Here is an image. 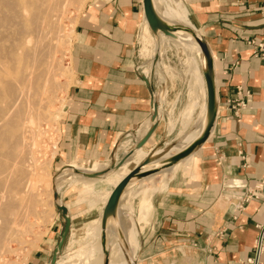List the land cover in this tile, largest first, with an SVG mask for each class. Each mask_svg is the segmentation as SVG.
Instances as JSON below:
<instances>
[{
	"label": "crops",
	"instance_id": "0c3cea01",
	"mask_svg": "<svg viewBox=\"0 0 264 264\" xmlns=\"http://www.w3.org/2000/svg\"><path fill=\"white\" fill-rule=\"evenodd\" d=\"M179 2L211 53L216 115L192 156L141 188L135 264H264V59L253 55L254 45H264V0ZM140 33L141 41L150 36L143 0L85 4L74 28L68 61L73 84L65 97L54 173L111 162L126 135L142 126L134 141L143 136L151 98L139 71ZM147 53L141 48L142 56ZM239 185L258 197L240 202ZM74 201H67L66 214L57 209L25 264L51 262L66 217L61 249L99 217Z\"/></svg>",
	"mask_w": 264,
	"mask_h": 264
},
{
	"label": "rangeland",
	"instance_id": "374dc122",
	"mask_svg": "<svg viewBox=\"0 0 264 264\" xmlns=\"http://www.w3.org/2000/svg\"><path fill=\"white\" fill-rule=\"evenodd\" d=\"M67 1L64 2V0H63L61 2V0H59L56 2L57 5L56 4L54 5V9L57 12V15H59L55 19V21L58 25V28H59V30H58L59 40H57L58 43L56 41H54V45L57 46V48L54 50L55 52L53 51L54 47L53 48L51 47L52 51H53L52 52L48 47L43 45V46H41L42 48L43 47L48 48V49L43 48V50H44L43 57L46 56L47 53H48L47 54L48 57H44L45 59L42 57V54H41L42 48L39 47L40 45H42V44H40L42 42L39 40L41 37L43 38V36H42L43 33L41 34L40 32H38V30L36 31V29H39V28H36V29H34L35 31L33 30L32 34H31V36L33 38L35 37L37 39V37L38 38L40 37L39 40L35 39L36 42L37 41L40 42V43L38 42L37 45L35 44L37 49H36V47H34V51H36V53L33 52L34 53V55H33V53L28 50L27 46L25 44H23L25 41L24 37H23L22 45H21V49H25L24 51H26L24 53V51L21 50V53H23L22 56L23 55H24V57L30 56L29 57L30 59L29 58L28 59L31 61H29L27 58H25V62H24L23 61L24 57L21 56L23 60H21L20 65L17 67L15 64H11L12 61H11V63H9L10 61L7 60V58H4V60L6 59L5 61L3 60V58H0L2 60V61L1 60L0 61L3 64V65L0 64V67H1L0 70H4L6 72V74L4 73V71H0V72H2L5 76H7V77H5L6 78L5 79L4 76L2 75V73H0V76L2 75L1 78L3 77L2 79L4 81V82L2 81V83H0V84L5 83V81H6L7 83L8 82L9 83H8V85H6V83H5L4 86L6 85V87H8V86L13 87V86H15V84L13 85V83H17V86L19 87V91H18L17 87H14L13 91L17 89V93H16V91H14L13 95H12L13 97L11 96L12 98L15 97L18 100L22 99V97L20 98V96H21L20 94H22V96H23V93L26 92L25 90L23 91V89H25L24 86H26L27 92L29 91V96H31V97L28 96L29 99H28V97L25 98V96H23L24 100H26V99L29 100L28 101L29 103H27V100L25 102L23 100H21L20 103L18 102L19 105L17 104L16 106L13 105L14 104L13 101L14 102L16 101L15 98H14V100L11 97L9 98V99H11L10 100L11 103H10V101L7 100L8 97L4 96L5 98L4 97L0 98V104H1L0 111L3 110L1 112H4L3 114L6 115V118L4 116H2L3 114L0 115V119L2 117L6 119V122L4 124L2 122L4 119H1L2 123L0 122L1 123L0 127L2 128V131L6 132L8 130L7 129V128H9L8 124L11 122L10 120H11L13 114L16 113V111L19 112L20 110L21 111L25 110L24 112H26L27 111L26 106L29 105L31 107L30 108L28 106V108L30 109L28 111L29 113L27 112L26 114H24L23 112H19L20 115H19L17 121H19L21 116H22L21 119L25 120V117L27 119L28 118L27 116L34 114L33 113L34 111L36 112V110H38L37 112H39V117H37L38 119H36V122H35V123H37L38 126L34 125L38 129L39 135L36 138L35 147H33V150L31 152H30V150H28V147L26 146L28 144L24 143V141H26V140L28 142L29 135H30L29 132H27L28 130L25 129V128H27L26 123H25L26 121L25 122L19 121V123H18L21 126V127L19 126V128L21 130H22V127H24L23 128L24 130H22V133H21L20 129H18L17 131H16V128L13 129L15 131V135H16V132L19 133V130H20V133H19L20 136L22 134L21 137L19 135L17 136V137H20V139L17 138L20 147H21V145L23 147V145L26 144L23 148H20V149L23 150L22 154H24L23 155L24 156L23 158L25 159L24 163L26 162L25 165L27 166V168L24 167L25 166L24 163H23L24 166L21 163V166L24 167L23 169L21 167L18 168V167H13V166H10L7 169L3 168V170L0 169V179H1L0 183H2L1 181H3V179H6V178L12 179V180L18 178L19 185L22 186V189H23V188H25L24 185L28 183V180H30L29 186L28 185L26 186L28 188H26V190L23 189L24 192H22L23 190L21 189V187H19L20 189L19 188L17 189L18 192H21L19 197L17 196V195H19V193L17 194L15 192L16 191L15 189H13L9 193V195H8V193H6V195H5V192L0 189V203L2 202L4 204H6L9 200V198H11V200L13 199L12 201H14V203L17 204V207H18L19 203H20L19 206L22 203V206L20 207L22 210L19 209V207H18V210L22 211V212L18 211V214L20 212L22 214L21 213H20L21 215L19 214L18 219L15 218V220H12L13 223L11 222L9 225H6L4 219H0V264H25L28 257L31 255L32 251L37 248V244L40 242V238L42 236V229L46 228L49 224H51L52 218L55 215V213H59V211H57L56 203H55L54 199H52V198H54V194H56V192H54L55 191V185L54 184H55V180H56L57 176L60 174V172L54 173V171L52 170V158H53L55 150H56V142H57L58 134L60 132V121L63 118V108L66 105L65 97L67 95V92L69 91V88L73 84V75L71 73V68H70L68 61H69L70 51H71V47H72V41H73V37H74V28H75V25L77 24V18L79 16V14L82 12L83 8L85 7V4L89 0H73L71 2L68 1L69 3H67ZM163 1L170 6L175 5V0H163ZM60 2L62 4H60ZM55 6H56V8H55ZM59 8L61 9V11L59 10L60 12L58 11ZM60 15H61V17H60ZM1 30L4 31L5 29H3V27L0 26V31ZM149 32H150V36L148 35V37H147L148 40L146 39L144 41V43H142V41H141V33H140L139 39H138V44H137V50L139 53V71H141V72L144 71L143 73L146 76L147 82L148 81L151 82V85L148 84L149 88H150V98H151L150 102L157 100L159 97H162V100H161L162 102L159 103V110H160L159 111L160 112L159 117H158V119H157V121L153 127L154 130L151 132V134H152L151 138H148L146 143L143 145V147H145L147 150H150L149 152H151L157 148H166V147H170L172 144L175 145V144L180 143L181 135L179 136V133L181 132L182 124H183V122L181 120V115H182L181 113L184 111L186 106H188L190 104L193 105L194 112H193L191 121L189 122V124L187 125V128L184 131V133H186V132H189L193 128V126L195 125V122H197V120H198L197 113H198L200 105L202 103V96H201V92H200L199 88H197L195 86H191L190 82H191L192 68L189 67L188 65H190L192 62H190V61L187 62V60H188V56H187L188 53L187 52L192 53L194 65L201 69L199 56H197L194 53V51L192 50L191 47L186 45V43L183 41V39L179 35H177L174 38L176 41V43H175V42H172L173 37L170 38V37L162 34L163 39H162V43H161L160 42V39H161L160 35L161 34H158L156 36V34L151 29ZM2 33L0 32L1 35H2ZM34 33H35V35H33ZM38 33L40 34V36L37 35ZM1 35H0V40L4 39V38L6 39V37H7V39L10 38L9 41L12 42V40H11L12 37L6 35L5 32H4L3 36H1ZM4 36H6V37H4ZM157 37L159 40L158 41L159 50L157 51V54L155 55L156 59L154 62H157L158 73H159V71H161V73L157 76L154 74V76L151 78L150 77L151 74L146 72V71H147V67L150 64L151 54L153 53V49H154V41L157 40ZM5 39H4V43L2 42L3 46L1 45V42H0V47L2 46V48L3 47L7 48V47H9V45L11 47L12 44L9 43L7 39L6 40ZM152 41H153V47L151 46ZM55 42H56V44H55ZM38 44H39V46H38ZM151 47H152V49H151ZM141 48H142V54H144L146 51H148V53L145 56L141 55ZM37 50H39V51H37ZM48 50H50V52H48ZM28 53H30V54L32 53V55H29ZM49 53H51V55ZM35 54L37 57L35 56ZM39 54H41L40 57L42 59H40ZM25 55H27V56H25ZM50 56H52V59L53 58L54 59L51 60ZM34 57H36V59L38 58L40 60L39 63H38V60L36 62V59ZM31 58H33V59H31ZM49 58L51 61L49 60ZM34 59H35L34 63L36 62L35 64L32 62ZM43 59H44V61L46 60V62H44V61L42 62ZM28 61L31 64L33 63L32 65H30V67H29L30 63H26ZM47 61H49L50 64ZM51 62L53 65L51 66L50 72H52V73L50 74V76H47L45 78L44 75L42 76L39 74L41 77L38 75L37 78H39V79L37 80L36 75L38 74V72L41 71V68H42V70H43V66L45 68H49V65H51ZM6 63L10 64V66L13 65L15 68L13 66L10 67L8 65V67H10L8 69ZM45 64H47V65L49 64V65L47 66ZM1 65L4 67H2ZM22 65H23V67H22ZM27 65H28V67H26ZM33 65H35V66H33ZM38 65H41V66L39 67ZM191 65L193 67V63ZM16 67L19 69H17ZM10 69H12V71H14V72L12 73L10 71ZM15 69L18 70L17 71L18 74H17ZM32 69H33V71H32L33 73H32V79L31 80L33 83L40 84V85L37 84L38 85L37 87H35V84H34V86H32L33 84L31 82V80H29L31 77L29 78L27 76V78H26V76H25V75H28L27 72L29 73V71H31ZM23 71L26 73H24ZM20 73H22V74H20ZM15 74H17V75H15ZM17 76L18 77L22 76V78L19 77L20 79H17L18 78ZM11 77H14V79H12ZM23 77H24V80H27L26 83L24 82ZM33 77L36 79L35 82L33 81V80H35ZM16 79L19 81H17ZM18 82L20 83V86L23 83L26 84V85H24V84L22 85L23 89H21L22 87L20 88ZM10 84L13 86H11ZM29 85H30L31 89L28 87ZM4 86L0 85V91H2L3 89H6V87H4ZM39 86H40V90H38ZM20 91L21 92L23 91V93H21ZM2 94H3V91L0 93V96H3ZM40 94H41V96H40ZM157 95H159V96H157ZM35 98L37 99V101H39V102H37L39 104L36 103ZM42 99H44V101ZM31 103L33 104L32 105L33 109H32ZM34 104H37L38 106L36 107V105H34ZM6 106L7 107L10 106L9 109L11 111L4 110V109H7ZM11 107L13 110L16 109V111L14 112L11 109ZM16 107H18L19 109H17ZM39 107L41 109H38ZM31 110H32V112H30ZM1 112H0V114H1ZM6 113H8V114H6ZM152 113H153V110L151 109L150 117L152 116ZM8 117L10 120L9 119L7 120ZM33 117H35V116H33ZM23 122H24V124H23ZM6 126H8V127H6ZM16 127L18 128V125ZM1 128H0V133L2 132ZM140 128H138L135 131H132L131 133L126 135L123 138V140L118 144L117 148L119 150L117 149V155L115 156L113 161L105 162V163L89 162L87 164H81V165L74 164L73 167H80V168H88L89 169L90 167L93 166V163H96L99 165H103V167H105L107 169V168H110L111 165H113V164H118V162L125 155H127L133 151V148L135 145L134 144V135H136L139 132ZM24 137L25 138L27 137L28 139H25ZM21 138L24 140H21ZM14 140H15V137H14ZM19 140H21V142ZM1 142L2 141H0V156H1L0 162L4 163V161H1V160H5V158L4 159L2 158L4 156L2 153L4 152L3 148L7 143L3 145L4 142L3 143H1ZM20 143H22V144H20ZM1 144L3 146H1ZM157 152H158V150H157ZM29 153H30V155L32 153L31 159H29V157H30ZM147 154L148 153L146 152V155ZM121 155H123V156H121ZM141 160H143V159H141ZM141 160H139L138 162L140 163ZM33 161H34V163H33ZM7 162L10 165L11 161H6V163ZM30 163H32L31 166L35 165L36 168H35V166L30 167V165H29ZM70 176H77V175H70ZM155 176H156V174L149 176L144 181V183H142V185H140L139 180H136L127 190V193L125 194V198H124L125 201H124V206H123V212L127 211L129 216H130V218L127 220V225L129 222L132 223L133 220L135 219L134 215H135L136 206H137L136 202L142 193L141 188L147 186V183L152 181V179H154ZM19 177L22 179V181ZM31 177H32V179H31ZM98 182L99 181H97L96 184H99ZM79 188H80L79 177H75L74 179H71L70 181H65L59 187V190L57 191L58 192L57 195L59 194L58 197H59V199H61L57 203L58 204L62 203V204L66 205L67 201H72L71 199H73V200L76 199L75 205H77V204H82L84 206L86 205L90 211L96 212L97 217L99 214V217L98 218L96 217L97 219H94V220L100 219L101 214H102V210H103V207L105 204V200L100 199L97 204L92 205L91 201L93 200V198H90L89 196H95L94 192H90L89 194H82L80 192ZM114 188H115V185L110 187L111 190ZM23 193L25 195L22 196V198H21V194H23ZM5 196L8 198H5ZM23 197H24V199H23ZM4 198L6 199V201ZM20 198H21V200L23 199L24 201L22 200L20 202L19 201ZM4 204H2L1 206H3ZM1 216L2 215L0 214V218H4L3 216L2 217ZM138 216H139V213H138ZM17 217H18V215H17ZM94 220H92V221H94ZM92 221H90L88 224L85 225V227H83V230L81 232V236L79 238H77L76 241H74V242L69 241V243L66 246H64L62 249H60L58 251V253L55 255V259H57L59 261H63L65 259H67L68 256L71 258H74L77 256L83 257L85 252H86L88 254L89 258L91 259V260H89L90 262L91 261L96 262L95 264H102L103 263L104 254L102 251V247L100 246V241H99V239H96V237H93L92 235L88 234V231H87L89 226H90V223ZM105 235H107L105 233V231H102L100 233V237H103ZM120 238H121V236H120ZM96 245H99L97 249H96ZM90 253H91V255H90ZM107 253H108V258H107L108 264H112L110 258L112 257L114 252L112 250H110ZM79 263L82 264L80 259H79ZM49 264H51V263H49Z\"/></svg>",
	"mask_w": 264,
	"mask_h": 264
},
{
	"label": "bare ground",
	"instance_id": "6f19581e",
	"mask_svg": "<svg viewBox=\"0 0 264 264\" xmlns=\"http://www.w3.org/2000/svg\"><path fill=\"white\" fill-rule=\"evenodd\" d=\"M53 1L54 0H0V13H1L0 14V26L3 27V29H5L4 31L3 30L0 31L1 33L3 32L2 35L1 34L0 35L3 36V34L5 32L6 35L12 37V39H11L12 42H10L9 41L10 38L7 39V37L4 36V37H6L8 42L12 44L11 47L9 45V47H7V48H4V47L2 48L5 38L3 37L4 39H1L2 41L0 40L1 45H2L0 47V58H3V60H4V58H7V60L10 61L9 63H11V61H12L11 64H15L18 67L21 63V60H23L22 57H24V55L22 56L23 53H21V50H23V51L25 50V49H21L23 37L25 40L23 44H25L27 46L28 50L31 51L32 53L33 52L36 53V51H34V47H36V45L39 41L42 42V43L39 42L40 44H42L40 46L38 44L39 47L44 45V46L48 47L51 51H52L53 47H54L53 51L57 48V46L54 45V41H56L58 43L57 40H59V36H58L59 28H58V25H57L55 19L59 15H57V12L54 9V5L59 0H55L54 1L55 3ZM62 1L63 0H61V2ZM65 1H67V0H64V2ZM68 1L71 2L73 0H68ZM68 1H67V3H69ZM61 2H60V4H62ZM149 2H150V8L152 11V15H153L154 20H155L152 24H149L144 17V21H145L149 31L151 29L156 34V36L158 34H161L160 35L161 36V39H160L161 43H162V39H163L162 34L165 36L168 35V37H170V38L173 37L172 42H175V43H176V41L174 38L177 35H179L183 39V41L186 43V45L191 47L192 50L194 51V53L197 56H199L201 69L194 65L192 53L187 52L188 53L187 62L190 61L193 63V67L191 65L192 63L191 64L189 63L191 66L188 65L189 67L192 68L191 82L190 83H191V86H195V87L200 89L203 103L201 105L200 112L198 114V120L189 132L184 133L185 129L187 128V125L191 121V118H192V115L194 112L193 105L190 104V105L186 106L184 111L181 113L182 114L181 120H182L183 124H182L181 132L179 133V136L181 135L180 143L175 144V145L172 144L173 146L171 145L170 147H166V148H157V149L149 152L147 155H146V152L143 149H141L143 147V145L146 143V141L148 140V138H150V136L152 135L150 131L154 130L153 127H154V125L158 119V116H159L158 114L160 113L158 104L160 102H162L161 101L162 97H159L157 100L152 101V103H151V109L153 110V113H152V116L149 118V121L146 123V125L141 129L140 135H143V136L139 140H137V138H136V141H134L135 145H134L133 151L131 152L129 157L126 158V160L123 162V164L121 166L116 167V165H117L116 164L114 168H110L109 170H105L106 168L103 167V165H96V164H93V166L90 167L89 169L71 166L69 168L63 169L60 172V174L57 176V178L55 180V184H54L55 185V191L54 192H57L59 190V187L65 181H70L71 179H74L75 177H79V181H80L79 190H80V192L82 194H89L90 192H94V194H95V196H89L90 198H93V200L91 201L92 205L97 204L100 199L105 200V204H104L100 219L92 221L90 223L88 230H87L88 234L92 235L93 237H96V239H99V241H100V246L102 247V251L104 254V260H103L102 264H108V259H107L108 253L107 252L110 250H112L114 252L112 257L110 258L112 264H135V254H136V249H137L135 225L137 223V220L134 219L132 223L129 222L127 225V220L130 218V216H129L127 211L123 212V206H124V201H125L124 198H125V194L127 193V190L129 189V187L136 180H139V183H141L147 177L152 176V175L157 174V173H160L162 171L168 170L170 168H173L176 164H178V163L182 162L183 160H185L186 158L192 156V153L186 154L185 151L190 147L195 148V147L200 146V142H201L202 138L205 135H207L208 133L210 134L212 127H213L211 120H210L211 112H210V104L208 102L207 87H206L205 79L203 77V73L205 71H208V61H207V58L205 57V55L203 53L202 48L199 45V42L203 41L202 38L200 37L197 30L189 23V21L187 20V18L183 14L179 0H175L174 6H170V5L166 4L163 0H149ZM55 8H56V6H55ZM59 10L61 11L60 8L58 9V11ZM60 17H61V15H60ZM36 28H39V29H36ZM34 29H36V31L38 30V32H40L41 34L43 33V35H42L43 38L39 37L40 38V40H39V38L37 37V39L39 40L37 42H36L37 39L35 37L33 38L31 36L32 31ZM33 35H35V33ZM37 35L40 36L39 33ZM147 37H148V34L146 33V35L142 37V43H144V41L147 39ZM158 41L159 40L157 37V40L154 41V49H153V53L151 54L150 64L147 67V71L145 70L146 72L151 74V76H150L151 78L154 76V74L157 76L161 73V71H159V73H158L157 62H154L155 61V55L157 54V51L159 50ZM56 42H55V44H56ZM46 47H43V48L45 49ZM152 47H153V41H152ZM43 48L41 49L42 50V52H41L42 57L44 54ZM48 48H46V49H48ZM36 49H37V47H36ZM50 50H48V52H50ZM37 51H39V50H37ZM25 52L26 51H24V53ZM32 53L31 54L28 53V54L32 55ZM41 54H39V57ZM47 54L44 57H48ZM49 54L51 55V53H49ZM33 55H34V53H33ZM25 56H27V55H25ZM35 56H36V54H35ZM52 56H50L51 60L54 59V58L52 59ZM29 57L30 56L24 57L23 61L25 62V58L28 59ZM36 57H34V58L36 59ZM50 58H49V60H50ZM31 59H33V58H31ZM35 59L32 61L33 63H34ZM40 59H42V58L40 57ZM44 59L42 60V62L44 61ZM37 60L39 63L40 60L37 58L36 62H37ZM1 61H0V64H2ZM29 61H31V60H29ZM29 61L26 63H30ZM44 62H46V60ZM47 62L50 64L49 61H47ZM52 62H51V65L48 64L49 68H45L44 66H43V70L41 68L40 72L42 74L40 72H38L37 75L35 74L37 80L39 79V78H37L39 74L42 76L44 75L45 78L47 76H50V74L52 73V72H50L51 66L53 65ZM32 64L30 63L29 67ZM6 65H7L8 69L13 66V65L10 66V64H8V63H6ZM8 65L10 67H8ZM45 65H47V64H45ZM33 66H35V65H33ZM38 66L40 67L41 65H38ZM2 67H4V66H2ZM22 67H23V65H22ZM26 67H28V65ZM17 69H19V68H17ZM0 71H4V70H0ZM10 71L12 73L14 72V71H12V69H10ZM17 71L18 70H16V72ZM32 71H33V69L31 71H29V73L27 72L28 75L24 74L26 76V78H27V76L29 78L31 77L30 79L28 78L29 80L32 79V73H33ZM0 73H2V72H0ZM4 73L6 74L5 71H4ZM24 73H26V72H24ZM17 74H18V72H17ZM17 74H15V75H17ZM20 74H22V73H20ZM2 75L4 76V78L7 77L3 73H2ZM1 76H0V81H1L0 83H2V81H3V79H2L3 77L1 78ZM19 77L22 78V76H19ZM19 77L17 79H20ZM11 78L14 79V77H11ZM36 79L33 81L35 82ZM23 80H24V77H23ZM17 81H19V80H17ZM26 81L27 80H24L25 83H26ZM31 82H32V80H31ZM5 83H6V85H8L9 82L7 83L5 81ZM5 83L0 84V85L4 86ZM14 84H15V86H13ZM18 84L20 86L19 82H18ZM32 84H31L32 86H34V84H35V87L40 85L38 83H33V82H32ZM6 85L4 87H6ZM13 85H11L13 87L8 86V87H6V89H3V90L1 89L3 91V94H2L3 96H0V98L5 96V97H8V99L7 98L6 99L8 101H10L11 99H9V98L13 95V92L16 91V93H17V89L13 91V88L17 87L18 91H19V87L17 86V83H13ZM22 85L20 86V88L22 87L21 89H23ZM24 85H26V84H24ZM24 87H25V89H23V91L25 90L27 92L26 86H24ZM28 87L30 88V85ZM38 90H40V86H39ZM2 91H0V93ZM23 91L22 92L20 91V92L23 93ZM26 92L23 93V96H25V98H27L29 96V91L27 93ZM25 94L26 95L28 94V95L26 96ZM20 95H21L20 98L22 97V99L18 100L17 98L14 97L16 99V101L17 100L18 101L17 102L13 101V103H14L13 105L16 106L18 104V102L20 103L21 100H23L24 102L27 100V99L24 100L22 94H20ZM40 96H41V94H40ZM157 96H159V95H157ZM29 97H31V96H29ZM29 97H28V99H29ZM14 98H12V99L14 100ZM42 100L44 101V99H42ZM28 101L29 100H27V103H29ZM37 102H39V101H37V99H36V103ZM10 103H11V101H10ZM32 103H31V106L33 105ZM37 104H39V103H37ZM37 104H34V105H36V107H37L38 106ZM28 106H26V108H27L26 112H24L25 110L24 111L18 110V111L26 114L30 110L28 108ZM0 107H1V104H0ZM9 107H7V109H4V110L11 111L9 109ZM16 108L19 109L18 107H16ZM11 109H12V107H11ZM32 109H33V106H32ZM38 109H41V108L39 107ZM1 111H3V110H1ZM13 111L15 112L16 109ZM37 111L38 110H36V112L34 111L33 112L34 114L27 116L28 117L27 119L24 116L25 120L21 119L22 116L19 119V121H21V122L26 121L25 123H26L27 128H25V129L28 130L27 132H29L30 135H29V140H28L29 143L27 142V140L24 141V143L28 144V145H26V144L25 145L28 147V150H30V152L33 150V147H35L36 138L39 135L38 129L36 128V126H34V125H37V123H35V122H36V119H38L37 117H39V112H37ZM19 112L16 111V113L13 114L11 120L9 119V117L7 118V120L9 119L11 121L9 123L10 125L7 123L10 129L7 128L8 130L6 132L5 131L3 132L2 128L0 127L1 131H2L0 133V141H2L1 143L4 142L3 145L7 143L3 148L4 152L2 154L4 156L2 158L3 159L5 158V160H1V161H4V163L0 162V169L1 170H3V168L7 169L10 166L18 167V168L21 167L22 169L24 167L27 168V166L25 165L26 162L24 163L25 159L23 158L24 154H22L23 150L20 149V148H23L25 145H23V147L21 145V147H20V145L18 143V139H20V137L22 136V134H21V136L19 134L21 129L19 128V126H20V124H18L19 121H17V119L20 115ZM30 112H32V110ZM3 113L4 112H1L0 115H2ZM6 114H8V113H6ZM2 116H4L6 118V115L3 114ZM33 116H35V117H33ZM5 118H3V117L1 118V119H4L2 121L3 124L6 122ZM1 119H0V122H1ZM24 122H23V124H24ZM17 125H18V128L16 127ZM8 126H6V127H8ZM14 128H16V131L18 129H20L19 133L16 132V135H15V131L13 130ZM23 128L24 127H22V130H24ZM22 130H21V133H22ZM18 135L20 137H17ZM14 137H15V140H14ZM22 138H21V140H24ZM25 139H28V138L26 137ZM21 140H19V141L21 142ZM20 144H22V143H20ZM3 145L1 144V146H3ZM157 150H158V152H157ZM29 155H30V153H29ZM31 155H32V153H31ZM31 155H30L29 159H31ZM144 157L148 160V162H146V163L142 162L145 159ZM0 159H1V156H0ZM141 159H143V160L140 163H138V161ZM6 161H11V163L9 162L10 165L8 164V162L6 163ZM21 163H22V165L24 163L25 166L23 165L24 167H22ZM33 163H34V161H33ZM31 164L32 163L29 164L30 167L35 166V165L31 166ZM138 167L140 170L134 172V175L130 178L129 182L122 189V192L119 196L116 207L115 208L114 207L113 208L108 207L107 203L109 201V197H110L112 191L115 189L114 188L111 190L110 187L113 185H115V187H116L118 185V183L128 173H130L131 171H133L134 169H136ZM35 168H36V166H35ZM75 171H78L79 173L77 174V173H75ZM101 171L102 172L106 171V172L99 174V175L96 174V173H100ZM70 175H77V176H70ZM31 179H32V177H31ZM21 181H22V179H21ZM97 181H99L98 182L99 184H96ZM1 182L2 183H0V189L5 192V195H6V193H8V195H9V193L13 189H15L16 190L15 192L17 194L19 193V195H17V196L18 197L20 196L21 192H18L17 189L19 187H21V189H22V186L19 185L18 178L14 179V180L6 178V179H3V181H1ZM29 182H30V180H28V183L24 185L25 186V188H23L24 190H26V188H28L26 186L27 185L29 186ZM24 190L22 192H24ZM24 195H25L24 193L21 194V198ZM5 198H8V197L5 196ZM21 198L19 200L20 202L24 199V197L22 200H21ZM52 199H54L56 205L61 206V207H65V208L67 207V209L69 210L68 205L62 204L61 202H60L61 204L57 203L60 201L58 199V197H54ZM12 200H11V198H9V200L6 204L1 202L2 204H4L3 206H1L2 204L0 203V214L4 217V218H0V219H4L6 225H9L12 222V220H15V218L18 219L19 214L22 212L21 211L22 209L20 208L22 206V203L20 206H19L20 203L18 204L19 209H21V210H18L17 204L14 203V201H12ZM71 200H73V199H71ZM5 201H6V199H5ZM75 202H76V199H75L74 203ZM18 211H21V212L18 214ZM17 215H18V217H17ZM139 220H141V219H139ZM102 231H105V233L107 235L100 237V233ZM120 236H121V238H120ZM98 246L99 245H96V249L98 248ZM91 253H90V255H91ZM79 259L81 260L82 264H95L96 263V262H92V261L90 262L89 260H91V259L89 258L88 254L85 252L83 257L77 256V257L71 258L68 256L67 259H65V260L62 259L63 261H59V260L55 259L51 264H80Z\"/></svg>",
	"mask_w": 264,
	"mask_h": 264
},
{
	"label": "water",
	"instance_id": "95a60500",
	"mask_svg": "<svg viewBox=\"0 0 264 264\" xmlns=\"http://www.w3.org/2000/svg\"><path fill=\"white\" fill-rule=\"evenodd\" d=\"M143 10H144V17L145 19L147 20V22L149 24H152L155 20H154V17L152 15V11H151V8H150V2L149 0H143ZM168 36V35H167ZM203 41H200L199 42V45L200 47L202 48L203 50V53L205 55V57L207 58V61H208V71H205L203 73V77L205 79V82H206V87H207V94H208V102L210 104V120H211V123H212V126H213V123H214V120H215V115H216V95H215V85H214V76H213V61H212V57H211V53H210V50H209V47L207 45V43L205 42L204 39H202ZM156 59V58H155ZM148 84L151 85V82L148 81L147 82ZM152 103V101H151ZM152 132V131H150ZM149 134V133H148ZM209 133L207 135H205L201 142H200V145L206 140V138L208 137ZM199 147V146H198ZM195 148H188L185 152L186 154H191L195 149ZM131 153L125 155L119 162L118 164H113L111 165L110 168H114L115 165L116 167H119L123 164V162L126 160V158L129 157ZM144 163L148 162L147 159H145L143 161ZM110 168H107L105 170H109ZM140 170L139 167L134 169L133 171H131L130 173H128L119 183L118 185L115 187V189L112 191L110 197H109V201L107 203V206L110 207V208H115L116 207V204L118 202V199H119V196L122 192V189L124 188V186L129 182L130 178L134 175V172ZM106 171H101L100 173H96V174H102V173H105ZM75 173H79L78 171H75ZM54 197H57V193L54 194ZM57 206V209L62 211L64 214H66V208L65 207H61V206ZM66 224H67V227L69 226V220L68 218L66 217ZM66 227V229H67ZM66 229L62 235V239L60 241V243L58 244L57 248L55 249L54 253H53V257L51 259V262L52 263L54 260H55V255L58 253V251L61 249L62 247V244H63V241H64V238H65V234H66Z\"/></svg>",
	"mask_w": 264,
	"mask_h": 264
},
{
	"label": "built area",
	"instance_id": "2783aa9c",
	"mask_svg": "<svg viewBox=\"0 0 264 264\" xmlns=\"http://www.w3.org/2000/svg\"><path fill=\"white\" fill-rule=\"evenodd\" d=\"M253 55L254 56H258L261 59H264V45L263 44L254 45V47H253ZM239 104H242V103L240 102ZM239 186H237L236 188L239 191L238 195L240 194L237 197V199L240 202L246 203L251 197H253V198H257L258 197V195H257L258 193H256V192L252 193V192L249 191V189H245V185H239Z\"/></svg>",
	"mask_w": 264,
	"mask_h": 264
}]
</instances>
